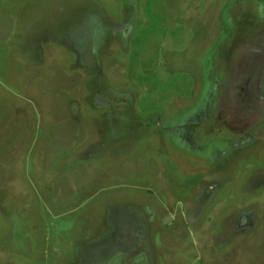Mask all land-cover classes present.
Returning a JSON list of instances; mask_svg holds the SVG:
<instances>
[{
	"label": "rangeland",
	"instance_id": "obj_1",
	"mask_svg": "<svg viewBox=\"0 0 264 264\" xmlns=\"http://www.w3.org/2000/svg\"><path fill=\"white\" fill-rule=\"evenodd\" d=\"M260 66L264 0H0V264L91 261L170 185L158 264H264Z\"/></svg>",
	"mask_w": 264,
	"mask_h": 264
},
{
	"label": "flooded vegetation",
	"instance_id": "obj_2",
	"mask_svg": "<svg viewBox=\"0 0 264 264\" xmlns=\"http://www.w3.org/2000/svg\"><path fill=\"white\" fill-rule=\"evenodd\" d=\"M214 82L215 81H212V87L205 94V96L202 97L204 100L205 98H210ZM206 104L207 100L204 107L206 106ZM262 108L264 113V107ZM257 114L258 113L255 114V112L249 114V119H247L249 126L257 120L258 117L252 119L253 117L257 116ZM175 141L183 145L182 140L176 139ZM198 145L204 147L206 143L202 141V143ZM189 150L190 152L195 151L194 149ZM194 188L195 187L193 186H190L188 188L185 187V189L189 190L190 192L184 198L178 200L177 198H175V192L171 191V185L165 188L160 187L158 191L160 196L158 204L161 206L160 213L156 211L155 203H152L149 199H147L146 201V199L142 198V203L139 204V218H137L136 224H134L133 226H131L130 224L127 225V231L129 232V235L127 237L125 234L121 236L122 244L119 245L118 248H113L112 244L115 241L117 242L119 236L108 235V238L110 239L109 243L105 242L106 244L104 246L101 245L102 248H99L97 252H95L93 249L94 242H92L89 247H87L88 245L83 246V249L80 250L79 253L77 252L79 259H85V252H88L93 255V260L86 261L83 264H158L159 261L165 263L167 259H164L162 257L161 254L163 253V251L166 254H170L172 252L171 247L175 246L176 244H178L179 246V243L184 242L182 241L183 239H190V241H186V245L188 246H190L193 242L191 237L184 234H178L177 231L173 230V227L177 224H184L183 219L177 218L178 216L175 212L176 206H185V200H188L191 194L193 195L192 191ZM200 191L202 192H200V194H204L203 187L200 188ZM191 207L192 206L189 205L188 209H190ZM163 211L164 213H162ZM166 211L170 212L171 214L167 213ZM166 214H169L170 218H164ZM189 218L190 219L187 218L186 221H192L191 217ZM153 231L155 232L154 235ZM152 238L159 242L157 246L152 242V240H154ZM167 243L173 245L168 247ZM187 259V256H179L178 261L175 264H191V261L189 262L187 261ZM69 264H76L75 260L73 259V262H69Z\"/></svg>",
	"mask_w": 264,
	"mask_h": 264
},
{
	"label": "crops",
	"instance_id": "obj_3",
	"mask_svg": "<svg viewBox=\"0 0 264 264\" xmlns=\"http://www.w3.org/2000/svg\"><path fill=\"white\" fill-rule=\"evenodd\" d=\"M212 63H213V62H212ZM260 70H261V71H259L258 76H259V77H263L262 75H264V74H263L264 67H261V66H260ZM213 76H214V75H213V72H212L211 78H212ZM210 88H211V86L208 87V89H207V91L205 92V94L210 90ZM204 96H205V95H204ZM204 96H203V97H204ZM263 104H264V100H263Z\"/></svg>",
	"mask_w": 264,
	"mask_h": 264
}]
</instances>
